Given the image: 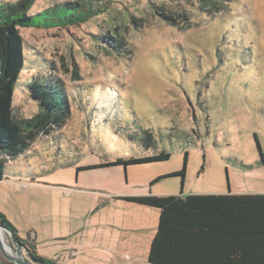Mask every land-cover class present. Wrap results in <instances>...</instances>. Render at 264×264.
<instances>
[{
	"label": "rangeland",
	"instance_id": "374dc122",
	"mask_svg": "<svg viewBox=\"0 0 264 264\" xmlns=\"http://www.w3.org/2000/svg\"><path fill=\"white\" fill-rule=\"evenodd\" d=\"M16 1L0 0V8ZM74 1L32 0L29 13ZM98 3L100 14L19 30L25 66L15 114L38 113L27 89L33 79L58 82L71 112L61 130L30 143L19 166L8 161L6 176L21 175L0 181V212L45 261L148 264L158 211L124 198L264 194V0ZM109 134L123 159L169 158L77 173L116 161L102 144ZM35 153L47 173L34 158L21 160ZM1 232L14 254L12 234ZM0 264H9L1 254Z\"/></svg>",
	"mask_w": 264,
	"mask_h": 264
},
{
	"label": "trees",
	"instance_id": "16d2710c",
	"mask_svg": "<svg viewBox=\"0 0 264 264\" xmlns=\"http://www.w3.org/2000/svg\"><path fill=\"white\" fill-rule=\"evenodd\" d=\"M98 2H66L41 15L29 13L32 0H18L3 4L0 8V181L11 179V176H6L8 161L16 160L27 152L30 143L36 139L61 130L71 112L58 82L33 79L27 89L29 98L39 108L38 113L29 119L15 114L13 93L25 66L24 40L19 30L38 25L52 26L67 18L75 20L78 17V20H82L81 14H100L105 4ZM113 32L116 33L117 29ZM101 40L115 48L124 45L109 37H101ZM115 137L117 139L116 134ZM142 142L146 147L151 145L146 139ZM56 153L57 156L62 154L59 147ZM168 158L169 155L164 152L144 158H118L114 162L86 166L76 171L147 165L164 162ZM183 174L184 169L165 178L183 177ZM162 179L154 180L151 185ZM123 200L158 211L156 232L147 254L148 264H264V194L149 195ZM0 226L12 234L16 243L25 246L26 254L33 262L55 264L45 261L25 245L13 224L1 212Z\"/></svg>",
	"mask_w": 264,
	"mask_h": 264
},
{
	"label": "crops",
	"instance_id": "0c3cea01",
	"mask_svg": "<svg viewBox=\"0 0 264 264\" xmlns=\"http://www.w3.org/2000/svg\"><path fill=\"white\" fill-rule=\"evenodd\" d=\"M104 136H107V135H104ZM100 138H101V136H100ZM104 141H102V144L107 148V152H109V153H114V154H116V151H113V149L115 148V144L117 143V139L115 138V139H113V137H111L110 136V134L107 136V138H105V139H103ZM47 148V146H44V149H46ZM77 149V148H76ZM28 152V151H27ZM44 153H46L45 151H43L41 154H44ZM36 155H34V154H32V155H30V157H25V155L23 156V159H21L22 161H24L25 163H26V165L28 164V161H29V159H31V158H34L35 160V162L36 163H39L40 164V167H41V169H40V172H41V175L42 174H45V173H47V171H46V169H44V164L46 163V161H45V159L43 158V155H41V154H37V153H35ZM121 153H117L116 154V156H117V159L118 158H121ZM124 155H126V153H124ZM21 156V155H20ZM64 157L65 155H62V154H60V157ZM125 157V156H124ZM126 158V157H125ZM109 162H112V160H108V159H103V160H100V162L98 163V164H95V165H100V164H104V163H109ZM19 163H20V160H18V158L14 161V163H12L13 165H15V164H18V166H19ZM68 164V163H67ZM69 164H70V162H69ZM68 164V165H69ZM90 166H94V165H90ZM118 167H122V166H114V167H109V168H97V169H93V170H83V172H96V171H102V170H106V169H110V168H118ZM123 168V167H122ZM44 171V172H43ZM78 172H81V170H78L77 171V173ZM21 175V172L20 173H17V172H10L9 173V175H11V179L10 180H8V181H11V182H14V183H16V182H19L20 180H18V176L17 175ZM7 181V182H8ZM31 181H34V180H31ZM164 197V196H163ZM149 208V207H148Z\"/></svg>",
	"mask_w": 264,
	"mask_h": 264
},
{
	"label": "water",
	"instance_id": "95a60500",
	"mask_svg": "<svg viewBox=\"0 0 264 264\" xmlns=\"http://www.w3.org/2000/svg\"><path fill=\"white\" fill-rule=\"evenodd\" d=\"M38 111H39V108H38ZM109 167H114V166H107V167H100V168H109ZM124 168V167H123ZM126 168V167H125ZM124 168V169H125ZM94 169H97V168H94ZM93 170V169H91ZM0 230H6L8 231L5 227H2L0 226ZM11 241H12V245L14 247V254H12L11 252L7 251L1 237H0V254L1 256L9 263L11 264H36L35 262H33L30 258H26L24 259L23 257V254L22 252H24L22 249V246L21 244L19 243H16L13 236L11 237ZM25 255L26 252H25Z\"/></svg>",
	"mask_w": 264,
	"mask_h": 264
},
{
	"label": "bare ground",
	"instance_id": "6f19581e",
	"mask_svg": "<svg viewBox=\"0 0 264 264\" xmlns=\"http://www.w3.org/2000/svg\"><path fill=\"white\" fill-rule=\"evenodd\" d=\"M0 237H1V239H2V241H3V243H4V245H5V247H6V249H7V251L11 252V251H10V248L6 245V243H5V241H4L3 233L1 232V230H0Z\"/></svg>",
	"mask_w": 264,
	"mask_h": 264
}]
</instances>
